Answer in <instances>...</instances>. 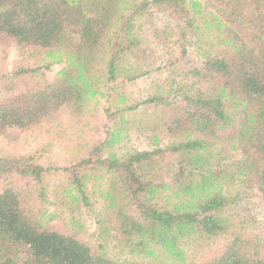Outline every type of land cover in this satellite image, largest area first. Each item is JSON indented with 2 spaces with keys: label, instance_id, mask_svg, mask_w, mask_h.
Listing matches in <instances>:
<instances>
[{
  "label": "trees",
  "instance_id": "obj_1",
  "mask_svg": "<svg viewBox=\"0 0 264 264\" xmlns=\"http://www.w3.org/2000/svg\"><path fill=\"white\" fill-rule=\"evenodd\" d=\"M152 9L180 31L156 29L164 42L142 49L131 32ZM1 42L59 70L18 90L0 83V138L45 127L104 139L63 169L0 153V264H264V242L247 231L239 191L228 190L251 182L264 201V0H0ZM126 55L160 66L126 74ZM164 67L179 77L128 100L125 85ZM32 71L20 67L12 80ZM100 112L102 130L89 129ZM133 122L152 149L103 156ZM51 171L65 178L47 194ZM82 210L109 246L79 239Z\"/></svg>",
  "mask_w": 264,
  "mask_h": 264
},
{
  "label": "rangeland",
  "instance_id": "obj_2",
  "mask_svg": "<svg viewBox=\"0 0 264 264\" xmlns=\"http://www.w3.org/2000/svg\"><path fill=\"white\" fill-rule=\"evenodd\" d=\"M158 12L159 11H156L155 9L150 10L139 17L133 26V30L131 32L132 37L140 43V47L142 49L154 50L157 49L162 42H164L163 37H165V34H161L162 37L154 36L153 31L156 29L161 31L165 30L167 33H172L176 37L179 34L180 30L178 31L175 26L176 21H174L170 15L161 14ZM4 47L5 43L1 42L0 83H4L7 86H16V89L18 90L25 83H33L37 80L50 81L55 77V74L59 70L58 67H51L47 70V68L41 66L40 62L44 59L39 53H36L32 57L24 56L22 53L19 56V52L13 51L12 46ZM174 49V53L178 57L180 48L176 47ZM192 51V58L195 59V52L194 50ZM119 64L120 67L124 69L126 74H140L145 70L152 73L156 67L160 66V64H156L153 59H150V63L147 64L148 67L144 65L136 66V63L128 55L124 56ZM20 67L35 69V72H24V74H21V77L18 76L17 79L12 80L11 76L14 75V73L17 72ZM178 72L179 71L174 72L173 68L164 67L163 70L155 71L153 74H150V76L143 75L139 77L134 83L125 85V95L128 97L130 102L138 101L146 96L156 95L158 94L156 91V85L170 81V79H176L179 77L175 75ZM181 85L187 89L190 87L189 84L185 86V82H182ZM165 110L168 111V109ZM138 111L142 113V110ZM150 112L151 108H149L146 113L149 114ZM134 116L132 117L131 121L133 120ZM99 118V120L93 122L89 129L97 126L102 130V127L106 123V117L100 112ZM110 125L111 124H109V126ZM140 126L141 125L138 124V122L131 123L128 126L130 131L126 133L122 141L118 143V145L105 150L103 156H106L108 152H112L118 157H124L126 155H133L138 152L149 150L151 147L146 141L147 133L144 131L140 132ZM57 131L58 132L54 133L51 129H46L44 127L38 130L35 134L27 135L26 137H20L16 135H13L7 139L1 137L0 153L3 155H25L30 153L35 157V160L39 162L40 165L63 169L74 165L77 163V161L86 157L87 149L99 145V143L104 139L102 134L103 131L100 132L95 141L93 140L90 142L83 141L78 134H74L76 136L74 137L69 135L68 131L66 130L58 129ZM55 134H57V136H55ZM232 157L233 160L238 159V157L235 155ZM64 178L65 173L62 171H59V173H52L51 171L47 178V194L50 193L54 186L58 185V182H64ZM246 183H237L235 186L230 185L228 190L232 193L239 191L241 197L238 203V207L240 208L239 211H242L245 216L248 215L250 218L248 221L249 224L247 226V231L255 234L261 241L264 242V201L258 194L255 184L251 182L247 184ZM161 202H164L163 198H160L159 203ZM94 206L95 208L92 209L93 211H95L97 205ZM51 210L52 208L48 207V211ZM77 219L82 226V229H80L82 232L81 234H78V236L83 243L87 244L91 248H96L99 244L104 245L105 247L109 246V243H105V241L99 236V231L97 230L96 226L97 220H95V215L91 211L88 215L86 210H82L77 215ZM218 244H221L220 239L217 241H210L207 244L200 242L195 254L200 251H213L217 248ZM155 250L157 251L158 259H162L161 253L158 251L157 247H155ZM107 251L111 255H119L120 257L124 256L121 255L120 251L111 249V247H109ZM190 253L194 255L192 249L187 252V254Z\"/></svg>",
  "mask_w": 264,
  "mask_h": 264
}]
</instances>
